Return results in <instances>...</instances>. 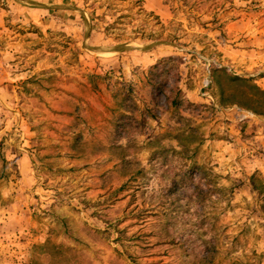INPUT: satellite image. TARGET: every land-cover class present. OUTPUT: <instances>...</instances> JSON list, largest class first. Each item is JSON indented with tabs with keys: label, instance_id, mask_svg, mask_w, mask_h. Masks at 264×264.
Wrapping results in <instances>:
<instances>
[{
	"label": "rangeland",
	"instance_id": "374dc122",
	"mask_svg": "<svg viewBox=\"0 0 264 264\" xmlns=\"http://www.w3.org/2000/svg\"><path fill=\"white\" fill-rule=\"evenodd\" d=\"M218 69L264 90V0H0V264H264V100Z\"/></svg>",
	"mask_w": 264,
	"mask_h": 264
},
{
	"label": "trees",
	"instance_id": "16d2710c",
	"mask_svg": "<svg viewBox=\"0 0 264 264\" xmlns=\"http://www.w3.org/2000/svg\"><path fill=\"white\" fill-rule=\"evenodd\" d=\"M219 77H225L226 81L228 83H237L240 82L244 88H248L251 91H253L255 93V95L257 96V98L263 99L264 100V90L261 89L260 87H258L257 85L253 84V83H249V81H246L242 78H238V77H232L230 75H227V73L225 72L224 69H218V70H214L213 72V79L216 80ZM255 114H259L262 115V113H259L258 111L254 110L253 111ZM264 114V113H263ZM187 150V149H185ZM134 178V177H133Z\"/></svg>",
	"mask_w": 264,
	"mask_h": 264
},
{
	"label": "water",
	"instance_id": "95a60500",
	"mask_svg": "<svg viewBox=\"0 0 264 264\" xmlns=\"http://www.w3.org/2000/svg\"><path fill=\"white\" fill-rule=\"evenodd\" d=\"M158 44H163V43L160 42ZM128 50H131V48L128 46H119V47H115V48H111V49L99 50L97 52L106 54V53L123 52V51H128Z\"/></svg>",
	"mask_w": 264,
	"mask_h": 264
}]
</instances>
